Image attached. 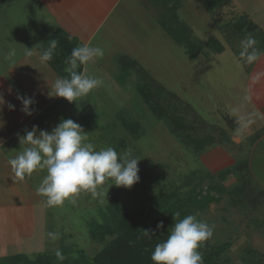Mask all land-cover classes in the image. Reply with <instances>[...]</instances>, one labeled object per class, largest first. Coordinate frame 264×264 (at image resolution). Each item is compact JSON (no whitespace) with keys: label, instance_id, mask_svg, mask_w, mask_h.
Returning a JSON list of instances; mask_svg holds the SVG:
<instances>
[{"label":"rangeland","instance_id":"374dc122","mask_svg":"<svg viewBox=\"0 0 264 264\" xmlns=\"http://www.w3.org/2000/svg\"><path fill=\"white\" fill-rule=\"evenodd\" d=\"M142 1L148 8L139 0H131L132 8L126 12L122 25L127 35L116 29V41L120 38L124 45L130 40L135 41L134 46L138 45L144 27L154 21L160 25L184 24L200 54L190 59L184 47L176 44L171 35L172 39L164 35L161 28L157 29L160 34L152 36L147 29L144 34L149 38L142 39L144 50L140 46L139 62L132 69L137 74L127 80L128 87L116 85L109 72L103 78L96 77L103 83L93 91H98L102 100L86 101L85 105L82 100L69 102L71 114L61 116L56 112L51 125L54 128L70 117L88 133L87 142L96 150L111 146L118 153L131 152L140 159L139 182L125 188L111 185L114 181L108 180L98 187L97 195L81 191L61 205H49L46 197L39 194L33 236L25 247H22L24 238L16 237L23 240L21 245L15 244L12 252L7 248L10 251L0 254V264H29L46 256L52 264L63 261L96 264L95 257L119 236L115 230L116 213L125 212L138 222L141 230L149 229L156 218L165 217L173 200L184 197L196 185L205 188L209 183L224 187L225 193L220 201L204 210H192L191 215L213 228L210 245L230 243L216 264H264V194L256 192L252 180H245V156L253 134L241 124L248 119L239 113V109H245L246 101L242 90L237 88L244 80L245 69H250V64L239 55L241 41L251 34L257 40L256 47L260 50L264 47L249 13L254 8L261 13V9H256L264 8V2L226 0L208 11L201 0H177L159 11L151 0ZM11 4L10 8H31L28 0H13ZM210 38L223 46L221 52L208 46ZM159 40L161 44H157ZM116 46L118 43L114 42ZM112 50L114 54L119 52L117 48ZM134 51L132 47L130 52L136 57ZM106 58L103 55L100 60L90 61L87 74L101 76L103 69L116 72L117 62ZM138 81L162 87L160 103L174 107L173 115L183 121L184 127L177 130L171 120L158 116L153 103H146L138 93L135 86ZM98 96L93 98L99 99ZM48 111H44V118ZM43 117L42 123L47 121ZM46 174V169L31 174L36 189ZM212 193L218 194L214 190ZM107 227L109 232L105 231ZM102 229L105 230L99 236ZM154 233L147 236L151 244L156 242L157 232ZM3 247L0 242V249ZM17 249L20 251L13 252ZM57 252L63 260L57 257Z\"/></svg>","mask_w":264,"mask_h":264},{"label":"crops","instance_id":"0c3cea01","mask_svg":"<svg viewBox=\"0 0 264 264\" xmlns=\"http://www.w3.org/2000/svg\"><path fill=\"white\" fill-rule=\"evenodd\" d=\"M12 1L0 0V95L6 102L0 106V122H2L0 125V229L2 230L0 238H5L0 240L1 245L5 246L0 249V254L10 251L6 250L7 248L12 252L15 244L21 245L23 241L20 240L21 238H24L23 247L36 230L35 220L38 215L35 206L38 205L40 196L36 191L33 177L31 178L30 175L23 180L19 179L9 164V160L23 149V145H20V138L26 130L30 131L33 125L38 126V129L51 132L50 128H52L56 112H60L61 116L66 112L71 114L68 101L65 104L66 100L63 97L48 95L52 90L53 82L57 78L63 77L48 61L41 60L42 50L40 47L42 44L48 42L54 31L59 30L73 38L77 47L91 45L102 48L107 57L105 60L110 57L111 60L117 62L116 72L103 69L101 72L104 75L94 74L95 77L103 78L109 72L114 83L126 89L128 87L127 80L137 74V71L134 72L132 69L133 65L139 62L137 60L139 50L141 48L144 50L142 39L145 38L143 41H146L149 38V35L144 34L146 30L148 29L152 36L158 32L157 29L161 28L164 35H168L172 39L165 28L154 21L149 27H144L143 37L138 40V45L134 46L135 41L131 40L127 45L121 43L120 38L116 41L115 37L118 36L115 32L116 29L122 30L123 35H127V32L124 33L122 25L125 23L126 12L132 8L131 0H28L31 3V8H14L13 6L10 8ZM139 1L144 7L147 5L142 0ZM262 1L264 2V0ZM151 3L159 11L170 5V3L165 4L166 2L163 4L159 0H151ZM27 5L29 6V4ZM146 8L148 7L146 6ZM259 9L262 10L261 13L255 11V8L249 13L263 43L264 8L256 10ZM158 33L160 34V32ZM114 42L116 45L118 43V46L114 47ZM157 44H161L160 40ZM26 47L31 49V56L26 54ZM132 47H134L136 57L135 53L130 52ZM115 48L119 51L117 54H114L112 50ZM261 52L259 59L250 64V69H245L244 80L242 82L240 80L241 83L237 88L239 91L242 90L246 101L245 109L243 108V111L239 109V113L248 121L245 123L241 121V124H244L245 129L249 128L250 134H253L244 165L252 177L253 184L258 191L263 192L264 47ZM86 69L87 64L82 65L80 72L88 73ZM125 69L128 72L123 73ZM119 76L125 79L127 87L117 81ZM97 92L92 90L86 97L78 100H82L84 105L86 101L89 103L100 101L102 97L98 96ZM18 95L33 98L34 103L29 106L32 111L31 115H26L21 110L22 104L17 99ZM94 96H98L99 99L93 98ZM9 103L15 105L13 110L8 108ZM78 107L80 106L76 105V108ZM46 110L49 111L47 118H44L42 115ZM49 113L52 114V117H49ZM41 117L47 121L42 123ZM16 251H20V249L13 252Z\"/></svg>","mask_w":264,"mask_h":264},{"label":"clouds","instance_id":"9594fccd","mask_svg":"<svg viewBox=\"0 0 264 264\" xmlns=\"http://www.w3.org/2000/svg\"><path fill=\"white\" fill-rule=\"evenodd\" d=\"M256 45L257 40L251 34L241 41L239 55L245 63L252 64L259 59L262 52ZM55 48L56 42L52 41L51 45L41 52V60L50 61ZM25 52L29 56L32 55L31 49L27 47ZM103 55L104 51L100 47L82 45L73 48L68 57V77L57 78L48 95L63 97L68 102L86 97L103 82L76 69ZM17 99L22 104L21 110L26 115H31L29 106L34 103L33 98L18 95ZM5 103L0 95V106ZM8 108L13 110L15 105L9 103ZM87 141L88 133L70 118L62 119L51 132L33 125L32 129L26 130L20 138L23 149L9 160V164L15 176L21 180L36 170L46 169L47 174L36 191L46 197L49 205H61L81 191H89L95 196L98 194V187L108 180L114 181L111 185L125 188L139 182L140 159L131 152L118 153L111 146L96 150L95 146ZM175 217L179 218L180 213L176 212ZM162 227V222L157 224V229ZM143 231L146 236L155 234L151 229ZM212 235L213 228L205 221L197 219L195 215L177 219L167 239L156 244L151 253V260L154 264H204L203 255L198 249ZM57 257L63 260L59 252Z\"/></svg>","mask_w":264,"mask_h":264},{"label":"trees","instance_id":"16d2710c","mask_svg":"<svg viewBox=\"0 0 264 264\" xmlns=\"http://www.w3.org/2000/svg\"><path fill=\"white\" fill-rule=\"evenodd\" d=\"M163 4H169L171 2L177 0H159ZM204 4L205 8L208 11H213L218 8L224 1L226 0H201ZM166 9V8H165ZM161 12H164L162 10ZM255 25V24H254ZM251 25V26H254ZM162 26L165 28L167 33L171 35L176 43L182 45L184 47L185 53L189 58H195L200 54V49L198 45L194 43V39L191 37L189 31H187V27L184 24L181 25H167L165 22H162ZM256 28V25L254 26ZM210 48H213L215 52H221L223 50V46L216 41L214 38H210ZM52 41L56 42V48L54 50L53 58L48 61V63L54 67L63 78L68 77V72L65 71L69 66L68 57L71 55L73 48L77 47L75 40L73 38L68 37L64 33L59 30H56L50 36L48 42L42 44L40 49L43 51L48 48ZM218 42V43H217ZM212 45V46H211ZM81 66H79L76 71H81ZM117 81L122 84L124 87L126 86L125 79L122 76L117 77ZM156 85V84H155ZM149 83L138 81L136 83V89L140 94L143 101L146 103H153V111L158 114V116L166 117L172 121L173 128L180 129L184 127V123L182 120L174 116L173 111L174 107L166 104L164 107L160 102L163 98V89L154 88ZM148 86H151L148 88ZM154 89H151V88ZM158 87V84L156 85ZM208 139V138H207ZM203 141H201L202 145ZM198 145V142H197ZM246 182L252 180V177L248 174L245 178ZM212 190L216 191L218 194L215 195L212 193ZM240 188H237L239 191ZM258 193H264V191H256ZM225 193L224 187L220 185L210 184L207 187H203L201 185H196L192 189H190L184 197L176 198L173 200L166 209L165 217H158L154 220L153 225L149 228L153 232H157L156 242L149 243L147 240V236L144 234V231L138 226V222L129 217V215L125 212H122L120 215L116 213L117 223L115 230L118 232V238L113 240L111 244H108L105 249L102 250L96 257V264H154L151 260V253L154 250L157 243H160V240H166L168 235L170 234V229L177 222V219H182L183 217L190 215L192 210H204L211 203L218 202L221 199V196ZM179 212L180 217H175V213ZM163 223V227L157 229L158 223ZM105 227V226H104ZM105 230V229H104ZM104 230H100L98 235L101 236ZM107 232L110 231V227H107L105 230ZM209 239L204 241L201 244V247L198 249L203 255L204 264H216V260L220 257L221 254L225 252V250L230 246V243L225 242L216 246L209 244ZM45 256V254H42ZM41 256V258H42ZM44 258V257H43ZM74 263V262H73ZM29 264H52L49 256H46L44 260L37 262H30ZM57 264H72L71 261H63L62 263Z\"/></svg>","mask_w":264,"mask_h":264}]
</instances>
